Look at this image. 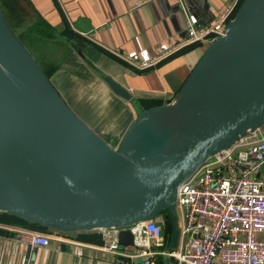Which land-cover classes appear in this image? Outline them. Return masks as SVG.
Listing matches in <instances>:
<instances>
[{
  "label": "water",
  "instance_id": "1",
  "mask_svg": "<svg viewBox=\"0 0 264 264\" xmlns=\"http://www.w3.org/2000/svg\"><path fill=\"white\" fill-rule=\"evenodd\" d=\"M181 97L170 120L153 119ZM263 127L264 0H243L175 99L140 110L118 148L61 96L0 4V212L60 232L114 229L113 240L131 246L124 226L167 209L172 251L179 184Z\"/></svg>",
  "mask_w": 264,
  "mask_h": 264
},
{
  "label": "crops",
  "instance_id": "2",
  "mask_svg": "<svg viewBox=\"0 0 264 264\" xmlns=\"http://www.w3.org/2000/svg\"><path fill=\"white\" fill-rule=\"evenodd\" d=\"M30 1L63 45L55 52H67L51 82L78 116L118 148L140 110L175 99L205 54L208 42L184 46L144 70L117 54L137 61L149 59L187 36V18L200 27L212 24L235 0ZM102 63H108L109 69ZM110 78L128 91L129 98L111 89ZM258 131L264 135V127ZM155 217L164 222L163 215ZM24 221L0 212V264H120L118 255L105 247L113 237L104 240L103 230L60 232L48 228L50 245L32 248L10 231L25 227ZM163 236L168 248L171 238L166 239L165 229ZM182 243L180 232L176 249ZM166 257H160L163 264H168ZM170 264H176L172 257Z\"/></svg>",
  "mask_w": 264,
  "mask_h": 264
},
{
  "label": "built area",
  "instance_id": "3",
  "mask_svg": "<svg viewBox=\"0 0 264 264\" xmlns=\"http://www.w3.org/2000/svg\"><path fill=\"white\" fill-rule=\"evenodd\" d=\"M240 1L235 0L218 20L203 27L187 18V36L149 59L117 55L136 69L154 67L184 46L223 36ZM176 210L183 237L178 249L167 248L165 224L156 217L124 226L134 236L133 245L113 240L105 247L118 255L120 264H158L164 256L174 258L176 264H264V135L253 131L203 161L179 184ZM110 230L114 229H103L104 240L112 236ZM10 231L32 248L47 247L52 238L28 227Z\"/></svg>",
  "mask_w": 264,
  "mask_h": 264
},
{
  "label": "trees",
  "instance_id": "4",
  "mask_svg": "<svg viewBox=\"0 0 264 264\" xmlns=\"http://www.w3.org/2000/svg\"><path fill=\"white\" fill-rule=\"evenodd\" d=\"M241 3L242 0L238 8ZM0 4L12 29L35 57L48 78H51L67 54L65 51L55 52V50L63 48V45L60 41L55 40L54 30L34 8L30 0H0ZM150 105L145 104L146 107ZM160 214L164 216L166 239L170 240L173 228L171 215L167 209L162 210ZM18 218L21 219L19 216ZM22 220L24 219L22 218ZM24 222L23 225L31 229L44 232L48 229L38 223L27 220ZM163 263V258H160L158 264Z\"/></svg>",
  "mask_w": 264,
  "mask_h": 264
},
{
  "label": "bare ground",
  "instance_id": "5",
  "mask_svg": "<svg viewBox=\"0 0 264 264\" xmlns=\"http://www.w3.org/2000/svg\"><path fill=\"white\" fill-rule=\"evenodd\" d=\"M182 100H183V97L179 98L170 107H168L163 112H161V113L157 114L155 117H153V119L170 120L174 116V114L176 113V110L180 106Z\"/></svg>",
  "mask_w": 264,
  "mask_h": 264
},
{
  "label": "rangeland",
  "instance_id": "6",
  "mask_svg": "<svg viewBox=\"0 0 264 264\" xmlns=\"http://www.w3.org/2000/svg\"><path fill=\"white\" fill-rule=\"evenodd\" d=\"M242 2H243V0H242ZM242 4V3H241ZM239 8H237V10H238ZM234 17V16H233ZM232 17V18H233ZM231 18V19H232ZM102 65L105 67V68H107V69H109V65H108V63H102ZM177 214H178V221H179V227H180V232H181V224H182V222H181V216L179 215V212L177 211ZM160 215V214H159Z\"/></svg>",
  "mask_w": 264,
  "mask_h": 264
}]
</instances>
